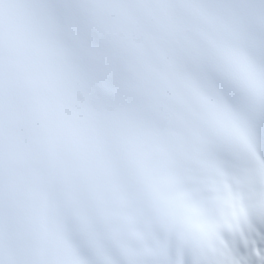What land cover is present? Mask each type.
I'll return each instance as SVG.
<instances>
[{"label":"snow or ice","instance_id":"1","mask_svg":"<svg viewBox=\"0 0 264 264\" xmlns=\"http://www.w3.org/2000/svg\"><path fill=\"white\" fill-rule=\"evenodd\" d=\"M0 264H264V0H0Z\"/></svg>","mask_w":264,"mask_h":264}]
</instances>
